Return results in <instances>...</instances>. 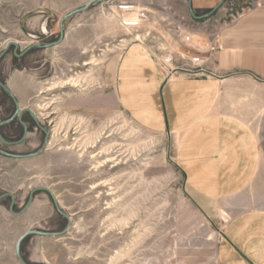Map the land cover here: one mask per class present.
Returning a JSON list of instances; mask_svg holds the SVG:
<instances>
[{"label":"rangeland","instance_id":"rangeland-1","mask_svg":"<svg viewBox=\"0 0 264 264\" xmlns=\"http://www.w3.org/2000/svg\"><path fill=\"white\" fill-rule=\"evenodd\" d=\"M91 1L0 0V54L11 42L19 44L18 50L11 47L0 60V79L4 83L24 73L31 82L27 106L49 132L47 146L53 144L33 159L0 155V196L14 194L15 212L19 213L34 189L51 187L60 197L63 212L73 219L64 237L27 238L23 258L29 264H111L116 252L138 241L131 257L116 264H216L217 241L227 218L209 219L191 203L181 170L166 153L167 140L135 125L104 99L99 84L105 62L121 52V42L127 45L140 31L124 25V19L132 17L125 8L147 12L143 29L163 30L162 12L170 6L186 10L188 0H110L92 5L65 21L61 45L34 48L23 59L14 56L36 44L59 42L61 20ZM229 2L215 16L226 13L223 8ZM238 2L235 13L249 8ZM77 79L79 87L66 85ZM47 82L48 87L58 89L43 94ZM45 103L49 104L46 112ZM247 109L246 124L256 138L263 175L264 92ZM15 110L11 97L0 88V122L10 119ZM23 121L29 126L27 141L13 148L0 142L1 151L29 155L47 141L30 114ZM15 123L17 119L12 127ZM1 132L10 141V127H2ZM106 161L107 165L94 169ZM96 185L97 190L91 189ZM12 202L10 197L0 201V264H21L16 247L25 233L61 232L67 226L46 192L36 193L33 205L20 217L10 214ZM125 220L129 227H120Z\"/></svg>","mask_w":264,"mask_h":264},{"label":"crops","instance_id":"crops-1","mask_svg":"<svg viewBox=\"0 0 264 264\" xmlns=\"http://www.w3.org/2000/svg\"><path fill=\"white\" fill-rule=\"evenodd\" d=\"M222 1L193 0V7L211 11ZM230 3L219 16L235 13V0ZM242 3L249 9L223 30L207 74L169 80L144 45L128 43L105 62L99 76L106 101L141 129L167 140L166 153L181 170L191 203L209 219L227 218L216 264H264V174L244 113L264 92V0ZM168 9L179 18L192 17L189 0L186 10ZM24 77L19 72L4 81L21 109L29 108L31 89Z\"/></svg>","mask_w":264,"mask_h":264},{"label":"built area","instance_id":"built-area-1","mask_svg":"<svg viewBox=\"0 0 264 264\" xmlns=\"http://www.w3.org/2000/svg\"><path fill=\"white\" fill-rule=\"evenodd\" d=\"M124 5L128 6L126 3ZM246 11L247 8L242 9L228 18L214 15L205 20L194 18L187 20L177 17L168 10L161 17L163 30H157L143 29V25L149 19L147 12L129 6L125 8V12L132 17L124 19V25L140 30L129 43L144 45L158 67L171 80L182 75L207 74L209 71L207 64L219 49L223 30L237 23ZM121 44L119 47L123 51L128 44L123 45L124 42Z\"/></svg>","mask_w":264,"mask_h":264},{"label":"water","instance_id":"water-1","mask_svg":"<svg viewBox=\"0 0 264 264\" xmlns=\"http://www.w3.org/2000/svg\"><path fill=\"white\" fill-rule=\"evenodd\" d=\"M110 2V0H93L90 3H88V5L83 8L80 9L78 11L72 12L69 15H67L66 17H64L61 22H60V26H61V38L59 40V42L57 43H53V44H49L46 46H41L39 44L33 45V47H31L30 49L24 51L23 53H21V55H18L17 52H15V55L18 57H23L26 54H28L30 52V50L34 49V48H53V47H57L59 45H61L63 43V41L65 40V33H64V23L67 19L72 18L73 16L79 14V13H83L86 12L92 5H96V4H104V3H108ZM226 0H223L217 7H215L213 10H211L208 14L204 15V16H197L196 15V11L193 7V0H189V10L190 13L192 15V17L196 20H205V19H209L211 17H213L225 4ZM11 47H15L16 50L19 49V44L15 43V42H11L8 47L6 48V50L0 54V60L5 57V55L9 52ZM0 88L2 90H4L15 102L16 105V113L8 120L6 121H2L0 123V138L3 141V143H5L6 145L9 146H16V145H20L22 144L29 136V127L28 125L23 121V117L26 114H30L34 121L37 123L39 129H42L45 131V129L41 126L38 118L36 117L34 111L30 108H26V109H21L19 102L16 99L15 94L13 93V91L11 90V88L2 82V80L0 79ZM18 119V121L24 126L25 128V135L23 137V139L20 142H16V143H9L8 141H6L3 137V135L1 134V128L5 125H9L13 122H15V120ZM47 151V141L43 144V146L41 147V149L38 152H35L33 154H29V155H14V154H9L7 152L1 151L0 150V155L7 157V158H11V159H15V160H28V159H33V158H37L42 156L45 152ZM39 192H46L50 195V197L52 198V201L56 207L57 212L65 218V220L67 221V226L66 228L61 231V232H50V231H29L27 233H25L18 241L17 243V247H16V255L17 258L19 260V262L21 264H29L24 258H23V254H22V245L24 243V241L29 238V237H34V236H38V237H43V238H58V237H64L69 233V230L71 228V224L73 222V219L71 217V215H68L66 213L63 212L61 205L59 204V201L57 199V197L55 196L54 192L52 189L47 188V187H39L34 189L31 194H30V198L28 200L27 205L25 206V208L17 213L15 212V206H16V196L12 193H7L4 194L2 196H0V201L10 197L12 198L13 202L11 204V207L9 209V212L11 215L15 216V217H20L23 214L27 213L29 211V209L31 208V206L33 205L34 201H35V195L36 193Z\"/></svg>","mask_w":264,"mask_h":264},{"label":"flooded vegetation","instance_id":"flooded-vegetation-1","mask_svg":"<svg viewBox=\"0 0 264 264\" xmlns=\"http://www.w3.org/2000/svg\"><path fill=\"white\" fill-rule=\"evenodd\" d=\"M38 49V48H37ZM41 49H45V48H41ZM24 51H21V53H23ZM21 53L20 54H18V55H21ZM28 54H26L25 56H23V57H18V56H16L15 55V53H14V56H15V58H19V59H23V58H25L26 56H27ZM20 75H22V74H20ZM46 85V86H45ZM44 86V88H43V91H42V93L44 94V93H47V92H51V91H55V90H57L58 88H53V86H50V87H48V85H50V83L49 82H47L46 84H45ZM3 92H5L4 90H3ZM6 93V92H5ZM44 107L46 108L44 111L46 112L48 109H49V104H46L45 103V105H44ZM16 113V111L14 112V114ZM35 113V112H34ZM13 114V115H14ZM18 120V119H17ZM14 123V122H13ZM53 123V122H52ZM51 123V124H52ZM27 124V123H26ZM50 124V125H51ZM28 125V124H27ZM10 127V132H11V136H9V139H10V141L9 140H7L5 137H4V135H3V133L1 132V134L3 135V137H4V139L6 140V141H8L9 143H16V142H20L22 139H23V137H24V135H25V128H24V126L18 121V123H15V126H13L12 127V123L11 124H9V125H5V126H3V127ZM29 127V126H28ZM45 129V128H44ZM58 129V130H57ZM40 131L44 134V136H45V140H47V145H48V139H49V132L45 129V131L44 130H42V129H40ZM58 131H59V127L57 126V128H56V133H58ZM21 134V135H20ZM29 135H30V131H29ZM29 137V136H28ZM28 139V138H27ZM27 139L22 143V144H20V145H16V146H9V145H6L5 143H3V141L1 140V138H0V142L1 143H3V144H5L7 147H9V148H13V147H17V146H21V145H23L26 141H27ZM53 146V144L52 143H50L49 144V146H47V148H49L50 149V147H52ZM63 150V148H60V151H62ZM82 150V148H80L79 149V151H81ZM98 185H100V184H98ZM97 186V185H96ZM47 188H50V189H52L53 190V192H54V194H55V196L57 197V199H58V201H59V195L54 191V189L53 188H51V187H47ZM91 189H93V190H97V188H95V187H93L92 186V188ZM59 204H60V201H59Z\"/></svg>","mask_w":264,"mask_h":264},{"label":"bare ground","instance_id":"bare-ground-1","mask_svg":"<svg viewBox=\"0 0 264 264\" xmlns=\"http://www.w3.org/2000/svg\"><path fill=\"white\" fill-rule=\"evenodd\" d=\"M124 2V1H123ZM132 19V18H131ZM48 31V30H47ZM16 43V42H15ZM96 63V66H99L100 64H98V61H95ZM69 84H73V87H79L80 85H79V81H78V79L77 80H72V81H70V82H67V84L66 85H69ZM106 152H108V150L106 151ZM109 162V161H108ZM108 162L106 161V163H100V164H98L94 169L95 170H99V168L100 167H104L105 165H107L108 164ZM106 185H108V184H106ZM95 188H98L97 186H95ZM112 208V204L111 205H109V207H108V209H111ZM129 225H130V223H129V221L128 220H125V221H122L121 222V224H120V227H123V228H128L129 227ZM113 227H118V226H115V225H112V228ZM114 229V228H113ZM112 229V230H113ZM122 230V229H121ZM123 231V230H122ZM138 243V241H136V242H134V245H132V246H129L126 250H122V251H119V252H116V256L115 257H113L112 258V262H111V264H116V263H119V262H121L122 260H124L125 258H128V257H131V255H132V251H133V249L136 247V244Z\"/></svg>","mask_w":264,"mask_h":264}]
</instances>
